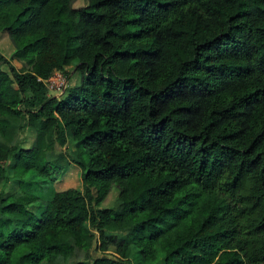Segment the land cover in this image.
Returning <instances> with one entry per match:
<instances>
[{"label":"trees","instance_id":"trees-1","mask_svg":"<svg viewBox=\"0 0 264 264\" xmlns=\"http://www.w3.org/2000/svg\"><path fill=\"white\" fill-rule=\"evenodd\" d=\"M85 1L0 0V264H264V0Z\"/></svg>","mask_w":264,"mask_h":264},{"label":"rangeland","instance_id":"rangeland-1","mask_svg":"<svg viewBox=\"0 0 264 264\" xmlns=\"http://www.w3.org/2000/svg\"><path fill=\"white\" fill-rule=\"evenodd\" d=\"M86 5L85 0H75V2L72 4L73 8H80ZM13 51V48L11 44L9 43L6 34L0 33V54L8 59ZM15 68H18L20 65L11 61L10 62ZM75 62L71 63L70 66L65 68V73L67 74V79L65 80V76L62 73H55L50 79L46 82V87L48 90V94L59 97L63 90H60L58 86H61L63 84L64 88L69 86L77 85L80 79V75L77 71H75ZM32 140V134L30 131L25 132L23 135H19L18 132L10 131V133L4 137H0V145L3 147H7L10 145H14L17 141L21 143V145L25 148L29 147V144ZM70 142L68 141L65 145V148L67 150L70 149ZM64 148H58L55 147V151L52 153L53 155L58 152H63ZM80 174L81 171L78 167L74 165H69L66 169V171L63 174H59L57 176V180L53 184H41V183H33L28 188L31 189L32 193L38 197V200L34 203L30 204L27 207V210L38 217L39 213L43 210L45 202L48 201L52 194L58 191H61V187L64 189L68 188H74L77 190H81L80 185ZM65 183V184H64ZM64 185V186H63ZM1 191L5 194H12L18 191L17 185L9 182L8 184H5L3 186H0ZM117 194V189L112 186L108 195L103 200V202L100 204L99 208H111L113 207V203L115 201ZM92 258L99 257L102 255L99 251H91ZM82 252H78L77 254L73 255L71 258L67 259L66 261H63L61 257L54 258L50 263L48 264H70L72 261L76 259H80L82 257ZM107 256H111L110 253H108ZM125 260L127 264H161L160 258H157L154 262H144L141 260V258L138 256L136 249L133 247H129L126 252Z\"/></svg>","mask_w":264,"mask_h":264},{"label":"built area","instance_id":"built-area-1","mask_svg":"<svg viewBox=\"0 0 264 264\" xmlns=\"http://www.w3.org/2000/svg\"><path fill=\"white\" fill-rule=\"evenodd\" d=\"M58 88H59L60 90H63V89H64L63 84H62L61 86H58Z\"/></svg>","mask_w":264,"mask_h":264}]
</instances>
